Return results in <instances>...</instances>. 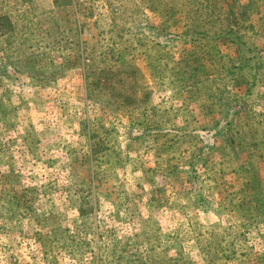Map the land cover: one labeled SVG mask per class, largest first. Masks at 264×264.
<instances>
[{
    "label": "rangeland",
    "instance_id": "374dc122",
    "mask_svg": "<svg viewBox=\"0 0 264 264\" xmlns=\"http://www.w3.org/2000/svg\"><path fill=\"white\" fill-rule=\"evenodd\" d=\"M0 264H264V0H0Z\"/></svg>",
    "mask_w": 264,
    "mask_h": 264
},
{
    "label": "built area",
    "instance_id": "2783aa9c",
    "mask_svg": "<svg viewBox=\"0 0 264 264\" xmlns=\"http://www.w3.org/2000/svg\"><path fill=\"white\" fill-rule=\"evenodd\" d=\"M77 1L83 5H88V4L96 2L97 0H77Z\"/></svg>",
    "mask_w": 264,
    "mask_h": 264
}]
</instances>
